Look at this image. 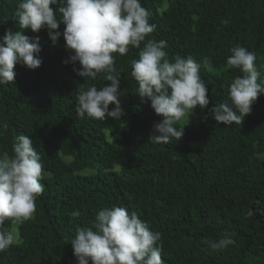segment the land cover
I'll return each mask as SVG.
<instances>
[{
    "label": "trees",
    "instance_id": "1",
    "mask_svg": "<svg viewBox=\"0 0 264 264\" xmlns=\"http://www.w3.org/2000/svg\"><path fill=\"white\" fill-rule=\"evenodd\" d=\"M20 2L0 0V36L20 30ZM141 2L156 25L147 39L166 41L170 61L191 55L201 65L208 108L228 100L227 86L242 75L225 67L232 47L256 54L264 81V0ZM23 34L39 36L52 49L40 43L41 65L30 70L17 64L14 81L0 85V156L12 155L15 137L28 135L41 156L44 192L33 218L17 226V241L0 252V264H78L66 239L93 227L96 214L113 205L136 212L161 233L164 264H264V93L241 125L217 124L208 108H196L180 140L154 144L148 137L161 117L135 94L130 74L139 49L113 54L125 115L101 121L78 117L76 96L110 82L102 74L84 81L73 64L62 63L69 56L62 35L53 45L46 29ZM225 232L233 243L210 248L207 242Z\"/></svg>",
    "mask_w": 264,
    "mask_h": 264
},
{
    "label": "clouds",
    "instance_id": "2",
    "mask_svg": "<svg viewBox=\"0 0 264 264\" xmlns=\"http://www.w3.org/2000/svg\"><path fill=\"white\" fill-rule=\"evenodd\" d=\"M59 5L58 9L52 7ZM60 16L57 18L56 12ZM19 29L0 36V85L12 83L20 64L30 70L42 61L40 37L23 34L30 29H46L55 45L63 36L69 52L64 64H73V71L86 80L103 75L107 85H96L77 92L75 112L78 117L105 121L121 120L125 115L121 99V72L115 67L117 53L124 56L129 46L139 49L131 60V77L137 82L135 94L141 102H149L161 119L153 124L149 135L154 144H168L183 136L189 116L196 108H208V88L201 79V65L191 56L176 55L170 61L164 40L147 39L156 30L150 13L141 0H21L15 12ZM64 25L63 32L58 31ZM143 42V47L141 43ZM227 69H239L228 87V100L208 108L217 124L241 125L252 112V105L264 88L256 66V54L242 46L230 49ZM79 67H75L77 64ZM203 65L211 72L213 65L205 58ZM113 107L109 108V105ZM183 122L178 127V122ZM43 165L40 154L28 135H18L12 144V155L0 156V252L17 241V234L5 227L6 221L21 225L33 218L36 199L44 192ZM161 233L150 230L148 223L136 212L113 205L103 208L93 227H83L67 238L78 264H164ZM215 250L233 243L231 233L207 242Z\"/></svg>",
    "mask_w": 264,
    "mask_h": 264
},
{
    "label": "rangeland",
    "instance_id": "3",
    "mask_svg": "<svg viewBox=\"0 0 264 264\" xmlns=\"http://www.w3.org/2000/svg\"><path fill=\"white\" fill-rule=\"evenodd\" d=\"M40 43H41V45H43L44 47H46L48 50H51L52 49L46 40L41 39L40 40ZM62 47L65 49V46L64 45H62ZM191 117H192V114L189 116L188 120H190ZM181 123L183 124L182 121H181ZM13 231L14 232H17V225H15V224L13 226Z\"/></svg>",
    "mask_w": 264,
    "mask_h": 264
}]
</instances>
